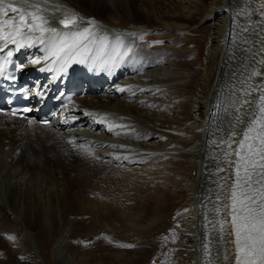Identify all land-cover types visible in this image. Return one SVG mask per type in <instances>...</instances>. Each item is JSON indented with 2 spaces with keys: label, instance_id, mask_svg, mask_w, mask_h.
Wrapping results in <instances>:
<instances>
[{
  "label": "bare ground",
  "instance_id": "bare-ground-1",
  "mask_svg": "<svg viewBox=\"0 0 264 264\" xmlns=\"http://www.w3.org/2000/svg\"><path fill=\"white\" fill-rule=\"evenodd\" d=\"M150 1L50 0V3L71 10L85 21L94 19L100 25L101 31H106L110 37L123 35L125 43L133 46V52L114 63L103 65L100 61L89 60L83 64H72L66 74L58 75L54 71H41L40 69L45 67L44 63H29L31 59L44 56L41 45L18 50L25 66L24 74L29 80L34 79L37 84L44 75V82L51 79V82L62 88L66 85L77 86L81 97L77 94L71 103L62 106L58 110L61 116L48 125H40L35 119L31 120L33 123L30 124V119H14L0 114V230L9 227L14 242L20 243L18 238L14 237L15 229L11 228L18 227L13 220L14 216L18 217L16 221L20 219L18 222L24 228V234L34 238L35 235L32 234L36 231L48 234L53 226L58 228L59 224L64 225L63 211L67 206H83L86 203L94 218L105 219L111 213L112 216L130 220V231L124 234L132 247L114 249V253L111 251L115 260L112 259L109 264H127L135 260L139 252L145 251L146 232L154 228L171 229L175 232L172 243L177 255L185 264H208L209 259L213 264H232L231 260H223V256L227 254L226 249H230L231 245L214 244L212 256L209 258L204 257L201 248L205 231L204 214L213 206L209 197L215 196L216 184L213 181L219 179L212 173L217 169L218 160L222 157L225 147L212 141L221 138L222 133L218 129H226L233 118V106L229 100L230 89L233 85L238 86L239 74L243 71L240 68L243 53L239 49L246 47L240 44V38L257 39L252 31L245 33L242 29L249 27L254 21H261L256 25V30L264 27L260 16V12L264 10L261 9L264 0ZM242 10L243 14H238ZM198 21L204 23L203 29L210 34L208 40L204 39L206 52L201 59L196 60L198 63L183 58L188 54L200 57V48L188 50L184 47L178 48L177 51L174 49L176 43L173 42L174 46L166 50L146 51L141 46L135 47L134 39L127 35L140 29L154 28L149 32L162 36V30L165 28L179 30L183 29L184 25L189 26ZM111 23L125 29L116 28ZM54 26L60 27L55 22ZM80 26L86 27L87 24ZM203 45L205 44L201 46ZM3 46V42H0V48ZM255 47L259 48L260 45L256 44ZM259 58L257 56V60ZM200 66V71L195 69ZM255 67L264 71V66L256 64ZM233 72H237V77L232 76ZM212 75L213 84L208 88L202 85L200 91L191 98L188 92L193 86L194 78L206 83ZM259 80L260 78L256 77L249 83ZM156 83L159 86H155ZM43 87L46 86L42 85ZM117 88L125 90L121 92L117 91ZM162 90L164 93L166 90L170 94L169 97L154 99ZM148 96L150 97L147 101L152 102L154 109L158 106L160 108L161 104L167 105L166 108L169 109L172 107L171 116L166 109L167 113L164 112L166 116L163 119L157 116L153 118L151 115H157V112L150 111L149 107L144 112L146 104L141 100ZM137 103H140V106H137ZM191 113L192 118H189ZM101 117L105 118V122H100ZM110 125L126 127H113L109 130ZM69 140H72L76 147L70 144ZM81 144L86 150L78 147ZM235 147L234 144L233 148ZM161 159L174 161L177 165L190 163L194 171V176L183 184L184 203L174 205L176 213L168 226L164 221L165 215L155 213L148 217L152 204H158L159 210L168 206L166 200L169 192L162 191L161 197L158 195L155 200L152 199L153 188L149 186L152 182L147 180L148 175L143 178L146 168L141 164ZM122 164L133 165L125 178L113 176L115 173H111V176L108 174V169ZM138 164L142 167L134 166ZM92 166L95 168L92 169ZM135 174H140L139 179H133ZM114 180L118 181L112 184ZM111 184L117 186L121 192L120 198L116 196L122 201L121 205L128 203L126 208L118 209L116 203L119 201L115 203L117 199L113 200L111 197L116 194L110 196L113 204L107 196L106 200L100 199L99 194L98 197L89 196L93 191L96 194L97 191H102L101 194L105 195L115 192L113 186V189H110ZM56 185H64L65 198L58 197L59 193L54 188ZM210 189L213 191L210 192ZM105 207H108L107 212H100V209ZM8 223L11 226H8ZM69 228L64 225L57 232L59 235L52 247V251H55V261L61 262L60 264H69L70 261L72 264L76 261L87 264L86 257L74 259L64 248ZM35 252L38 254L37 249ZM160 253L161 250L158 254ZM38 257L40 254L37 259ZM25 258V264H37V260ZM95 258L98 257L94 255Z\"/></svg>",
  "mask_w": 264,
  "mask_h": 264
},
{
  "label": "snow or ice",
  "instance_id": "snow-or-ice-1",
  "mask_svg": "<svg viewBox=\"0 0 264 264\" xmlns=\"http://www.w3.org/2000/svg\"><path fill=\"white\" fill-rule=\"evenodd\" d=\"M261 9H264V4ZM238 14H243V10ZM260 16L264 21V10ZM54 22L60 27L54 26ZM83 23L87 26L81 27ZM260 23L254 21L242 29L245 33L252 31L257 39L240 38V44L246 47L239 49L243 53L240 64L243 71L239 74L238 86L233 85L230 89L233 118L226 129H218L222 133L221 138L212 141L225 147L218 167L212 173L219 179L213 181L216 184L215 196L209 197L213 206L204 214L201 248L204 257L209 258L214 244L231 245L226 249L223 260H231L232 264H264V71L255 67L256 64L264 66V27L256 30ZM127 35L136 36L135 33ZM0 42L4 45L0 52L10 44L16 50L41 45L44 56L31 59L29 63H44L41 71H54L58 75L66 74L72 64L90 60L108 65L133 52V46L125 43L123 35L110 37L106 31H101L94 19L85 21L71 10L50 3V0H0ZM256 44L260 47L256 48ZM12 55L13 52L8 51L4 61L0 62V74L4 73ZM257 56L260 57L258 60ZM17 67L23 70L25 66L20 64ZM232 76L237 77V72ZM256 77L260 78L259 82L249 83ZM124 90L117 88V91ZM3 114L16 116L17 110ZM100 122H105V118L101 117ZM29 123L33 121L29 120ZM41 123L47 124L48 121ZM113 127L126 126L110 125L109 130ZM68 142L76 147L72 140ZM78 147L86 150L83 144ZM221 173L227 175L221 176ZM171 235L175 238L176 234L172 232ZM120 247L132 245L122 244ZM208 264H213V261L209 259Z\"/></svg>",
  "mask_w": 264,
  "mask_h": 264
},
{
  "label": "rangeland",
  "instance_id": "rangeland-1",
  "mask_svg": "<svg viewBox=\"0 0 264 264\" xmlns=\"http://www.w3.org/2000/svg\"><path fill=\"white\" fill-rule=\"evenodd\" d=\"M146 1H148V0H146ZM154 1H157V0H154ZM183 4L184 3H181V5H183ZM149 5H151V4H149ZM172 10H173V8H172ZM129 11L131 13V10H129ZM156 11H157V9H156ZM112 25L115 26L116 28L121 27V26L116 25V23L112 24ZM203 25H204V23L198 21V23H194V24L189 25V26L184 25L183 29H179V30H175L173 28L171 29L168 27V28H165V30L164 29L162 30V33H161L162 36H157V35L149 32L150 30H153L154 28H148L149 30L148 29H140V31L135 33L136 36H132V39H134L135 47L141 46V47H143V49H146V51H153V52L166 50L167 48L174 46L173 42L176 43L174 49L177 51H179L178 48H184V47L188 50H194L195 48L196 49L200 48L198 51V55L200 54V57H194L193 54H191V55L188 54V55L184 56V58H183V60L184 59L192 60L194 63H198V61H196V60H198L199 58L201 59L205 55V52H206L205 40H208V38L210 36L208 31L206 29L205 30L203 29L204 28ZM156 26L157 25H153V27H156ZM121 28L125 29V27H121ZM200 28H202L203 30H201ZM141 35H143L142 40L140 39ZM163 36H166V38H163ZM157 42H160V43H157ZM202 44H205V45L201 46ZM162 52H164V51H162ZM195 69L200 71L202 69V67L201 66L196 67ZM207 80L208 81L205 83V81L194 78V81H192L193 86L190 89L187 88V89H189L188 93L191 94L190 95L191 98L193 96H195V94H197L196 92L200 91V88L202 87V85H204L208 88L211 84H213V80H214L213 75L211 77H209V79H207ZM174 83H177V82L174 81ZM155 86H159V85L156 83ZM166 92L167 91L165 90V93ZM165 93H164V90H162L161 92H159V94H157L159 96H155L154 99L156 97H158L156 99L159 100V97H161V96H162V98H160V100L163 99L164 96L169 97L170 94L167 92L166 93V94H168V96H167ZM79 95L81 97V93ZM79 95H78V97H79ZM83 96L85 98V95H83ZM149 97L150 96L145 97L144 98L145 100H141V102L144 101L146 104L145 105L146 109L145 108L143 109L144 112L147 111L148 109L152 112H155V113L157 112V115H155V114L151 115L153 118H156V116H157V118L159 117V118L163 119L166 116L165 113H167V112L168 113L170 112L168 115L171 116L170 110L172 107L169 109L168 107L166 108L167 105L162 106V104H161L160 108L158 106L157 109L156 108L154 109L152 102L147 101V98H149ZM166 100H168V98H166ZM140 103H137V106H140L139 105ZM149 105H152V106H149ZM147 107H149V108L147 109ZM165 109L167 112H165ZM192 115L193 114L191 113L189 118H192ZM151 116H149V118ZM159 124L162 125V122H160ZM144 163H145V165H144ZM141 164L144 168H146L143 171V174L145 175V176H143V178L146 177L147 175L149 176L150 173L152 172L149 178H148V176L146 177L147 180H150V182L153 183V184L152 183L149 184L150 188H151V186L153 188V190L151 192L152 199L155 200L158 195H160V197H161L162 191L169 192V194H170V195L168 194V196H167L168 198L166 200L168 206L166 208L164 207V209L161 208L159 210V208L157 209L158 204L157 205H156V203L152 204L148 217L149 218L152 217L155 213L157 215H165L164 221L166 222V224L168 226L170 224L172 218H174V214L176 213L175 212L176 209H175L174 205H176V204L179 205V204L184 203L182 201L183 196L185 194V192L183 191L184 190L183 184L186 183L188 180H190L194 176L193 167L190 165V163H188V164L185 163L183 165H181V164L177 165L174 161L169 162V161H166V159L157 160V162H147V163L143 162ZM174 164L177 165V167ZM140 165L138 164V165H134V166L142 167ZM148 165H150L151 167L150 166L148 167ZM155 166L157 168H155ZM131 167H133V165L132 166H129V165L125 166L124 164H122V165H118L116 167H112L113 169L110 168L107 171H109L108 174L110 176L115 173L113 176L117 175L116 177L119 176L118 178L122 179L125 175L129 174L128 171H129V168H131ZM94 168L95 167H93L92 169H94ZM90 171H91V169H90ZM110 171H113V172H110ZM145 172H147V174ZM104 174H106V173H104ZM122 174H124V175L122 176ZM139 175L137 174V176H136V174H135L134 175L135 178H133V177L132 178L133 179H139L138 178ZM220 175H222V174H220ZM113 176L111 178H113ZM140 177H142V176H140ZM153 178H155V179H153ZM121 179H119V180H121ZM153 180H155V181H153ZM116 181H118V180H116ZM116 181L114 180V182L112 184H114ZM112 184L110 186L111 187L110 189H113V187H114V189H115L114 191L116 193L115 192H113L111 194L107 193L109 195L108 196L107 194L105 195L104 193L101 194L102 191H97V194H96V192L93 191L94 194H93V192H90L91 194L89 193L90 194L89 196L98 197L99 195H101L100 199H105V197L107 196V198L109 200L111 199V197H113L112 199L115 200L116 196H117V198H120L119 195H121V192L118 191L117 186L112 185ZM154 184L156 185V187ZM58 186L56 185L54 187L55 191H57L59 193L58 197L59 198H65L64 197L65 188H63L64 185L62 187H61V185L59 187ZM74 186H76V185L74 184ZM61 189H64V191H62ZM68 191H70V190H68ZM62 192H63V194H62ZM68 193H69V195L71 194L70 192H68ZM114 194H116V195L111 196ZM112 199L110 201L113 204ZM122 200L125 201L123 198H122ZM117 201H119V203ZM120 201L121 200H118V199L114 201L115 203L117 202L116 204L118 205V209H119V207L120 208H126V205H128V203L124 202L121 205L122 201L121 202ZM124 205H125V207H123ZM83 206H86V207L84 208ZM83 206H67L65 211H63V213L65 212L64 213V215H65V220H64L65 224L64 225L70 227L67 231V234H66V236H68V237L66 239V242H64V244H65L64 248L66 249V251L68 253H70L71 257L74 256L73 257L74 259H78L80 257H82V258L86 257L85 261H87V264L88 263L95 264L96 262H97L96 264H101V263L102 264H109L110 261L112 259H114V254H112V252L114 253V249L115 250L116 249L118 250L120 248L121 249L122 248H128L129 249V247H120V245H122V244L131 245L130 242H128L125 239L127 237V235L124 234L127 231L128 232L130 231V220L129 221H128V219L124 220L121 217L116 216L117 219L119 220L118 221L115 216L111 215V213H110V215L108 213L109 216H108V218H105V219L104 218L101 219L99 217L94 218V216L91 215L92 211L90 212L88 210L89 209L88 205H86V203H85V205H83ZM107 210H108V207H105L102 210L100 209V212L105 211V213H106ZM98 211H99V209H98ZM17 218L18 217L14 216L13 220L16 224H18V227H11V228L15 229V231H14L15 236L14 237L18 238V240L20 242L19 244L14 242L13 234L11 235V233H9V227L3 228L0 230V263L25 264V262H24V261H26L25 257H27V258H29V260H37V264H54V262H56V264H60L61 262L55 261V257H56L55 253H54L55 251H52V247L54 246L55 242L57 241L56 237L58 238V235H59V233H57V232H59V229H61V226H64V225L61 224V226H60V224H59L58 228H56L57 226L56 227L53 226L54 229L52 228V230L50 231L51 233L49 232L48 234H44L43 231H39V232L36 231L32 234L33 236L35 235L33 238V237H30L29 235L24 234L25 230H24V228L21 227L20 222H18V221H20V219H18V221H16ZM112 218H114L115 220ZM146 220H148V219H145V221ZM143 224H144V221H142L141 225H143ZM8 226H11V225L8 223ZM154 229H152L149 232H146L147 238L145 240L147 242L144 245V249L146 252L145 251L139 252V254H137V256H135V258L137 260L134 258L136 261L133 260L129 263L130 264H185L183 259L177 255V252L174 248V244L172 243L174 241V239H172V236H171V232H172L171 229L161 230V228H158L160 231H158V229H155V230ZM38 230H39V228H38ZM10 237H11V239H10ZM165 237H167V239H165ZM52 238H53V240H52ZM147 239H149V241ZM35 249H37L38 254L35 252ZM160 250L162 253H160V255H159L158 252H160ZM110 252H111V254H110ZM39 254H40V257H38V259H37V256ZM94 255L98 258L94 259ZM91 257H93V258H91ZM93 259H94V261H92ZM108 259H110V260H108ZM73 263L81 264L79 261H76ZM129 263H127V264H129ZM69 264H72V262L70 261Z\"/></svg>",
  "mask_w": 264,
  "mask_h": 264
}]
</instances>
